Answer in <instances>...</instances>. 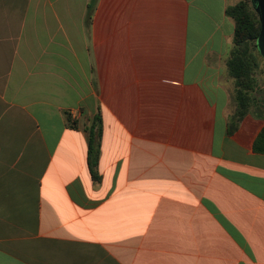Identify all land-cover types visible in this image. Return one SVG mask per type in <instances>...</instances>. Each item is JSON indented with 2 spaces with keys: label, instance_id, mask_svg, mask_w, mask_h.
Instances as JSON below:
<instances>
[{
  "label": "crops",
  "instance_id": "0c3cea01",
  "mask_svg": "<svg viewBox=\"0 0 264 264\" xmlns=\"http://www.w3.org/2000/svg\"><path fill=\"white\" fill-rule=\"evenodd\" d=\"M90 1L0 0V264H264L238 0Z\"/></svg>",
  "mask_w": 264,
  "mask_h": 264
},
{
  "label": "trees",
  "instance_id": "16d2710c",
  "mask_svg": "<svg viewBox=\"0 0 264 264\" xmlns=\"http://www.w3.org/2000/svg\"><path fill=\"white\" fill-rule=\"evenodd\" d=\"M96 1H90L89 12L93 9ZM226 12L235 25L233 41L225 63L235 101V110L228 119V132L232 134L247 115L259 114L264 111L262 85L256 78L257 70L260 67V58L263 57L256 43L261 24L258 14L252 7L251 0H238L229 5ZM254 149L264 152V127L255 140ZM99 162L100 146L92 138L89 164L94 179H98Z\"/></svg>",
  "mask_w": 264,
  "mask_h": 264
},
{
  "label": "water",
  "instance_id": "95a60500",
  "mask_svg": "<svg viewBox=\"0 0 264 264\" xmlns=\"http://www.w3.org/2000/svg\"><path fill=\"white\" fill-rule=\"evenodd\" d=\"M251 4L255 12L259 16L261 29L257 38V48L264 58V0H251Z\"/></svg>",
  "mask_w": 264,
  "mask_h": 264
},
{
  "label": "rangeland",
  "instance_id": "374dc122",
  "mask_svg": "<svg viewBox=\"0 0 264 264\" xmlns=\"http://www.w3.org/2000/svg\"><path fill=\"white\" fill-rule=\"evenodd\" d=\"M256 78L258 79V83L262 85V92L264 94V59L260 58V67L257 70Z\"/></svg>",
  "mask_w": 264,
  "mask_h": 264
}]
</instances>
